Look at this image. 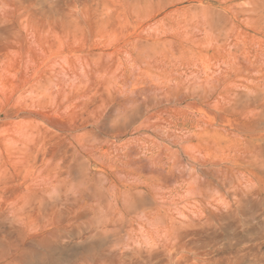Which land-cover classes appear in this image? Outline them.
Instances as JSON below:
<instances>
[{"label": "rangeland", "instance_id": "rangeland-1", "mask_svg": "<svg viewBox=\"0 0 264 264\" xmlns=\"http://www.w3.org/2000/svg\"><path fill=\"white\" fill-rule=\"evenodd\" d=\"M0 264H264V0H0Z\"/></svg>", "mask_w": 264, "mask_h": 264}]
</instances>
